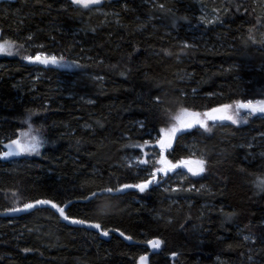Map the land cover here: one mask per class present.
<instances>
[{
    "label": "trees",
    "instance_id": "1",
    "mask_svg": "<svg viewBox=\"0 0 264 264\" xmlns=\"http://www.w3.org/2000/svg\"><path fill=\"white\" fill-rule=\"evenodd\" d=\"M5 40L17 47L0 55V151L29 116L45 143L39 155L0 159V214L49 199L138 245L115 234L102 240L42 206L0 218V264H138L155 238L164 243L149 264H264V191L254 183L264 176V117L178 133L168 158L195 153L207 161L202 177L178 170L184 175L169 174L144 193L85 199L146 178L129 163L140 150L126 145L156 135L178 106L204 112L264 99L259 0H101L90 9L70 0H0ZM36 52L71 67L22 59Z\"/></svg>",
    "mask_w": 264,
    "mask_h": 264
},
{
    "label": "snow or ice",
    "instance_id": "2",
    "mask_svg": "<svg viewBox=\"0 0 264 264\" xmlns=\"http://www.w3.org/2000/svg\"><path fill=\"white\" fill-rule=\"evenodd\" d=\"M72 5L78 6L82 9H90L93 6L101 4V0H70ZM161 9L164 5L159 6ZM211 23L212 21H207ZM32 39L31 36L28 37ZM249 40L256 43L255 40L249 36ZM17 46L9 40H5L3 44H0V52H5L7 55H13V48ZM19 47H23L20 45ZM41 48L43 45L40 46ZM184 48L189 47L188 44L183 45ZM18 54V53H17ZM165 55H171L172 53L164 50ZM22 59L29 63H40L44 65L53 64L62 67H71L70 64H61L63 57L59 59L55 55L46 54L44 52H36L31 55H24ZM156 103H159L157 98ZM241 110L246 111L247 115H255L257 113L264 114V99H247V100H235L231 103H224L216 107H211L204 112L192 111L188 107L180 105L173 112L168 114L167 122L164 126L157 130L154 144L150 145V140H144L142 143H135L126 145V147L137 148L140 150L141 156L135 159V164L142 166L143 171H147L148 175L146 178L139 180L136 183H123L119 186H106L100 189L99 192H93L91 196L86 197L88 204H93L95 198L98 195L107 194L110 197L123 194L128 189H136L141 193H144L152 185H159L164 177H168L170 173H177L178 169H186L187 173L192 176H200L206 171L207 161L203 158H196L195 153H191L188 157L176 159L173 162L172 159L168 158L173 150V143L177 140V134L189 131L193 128L203 129L205 132H211L209 122L216 121H230L231 124H238L240 122ZM247 123V120H244ZM23 123L27 126L26 129L19 130L14 138H9L2 144V151H0V159H8L9 157L21 156V155H39L40 149L44 146V139H42V129L34 128L31 123V116H29ZM151 134H149L150 136ZM151 146L153 150L159 149L158 153L155 154V158L149 156L148 153L144 152L145 147ZM184 175L183 172L177 173ZM255 186L264 191V176L256 177L254 179ZM203 187V185L201 186ZM185 191H192V188L182 189ZM176 191V189H173ZM199 191V189H196ZM42 206H50L51 209L55 210L60 218L64 221H68L72 224L87 225L90 228L96 229L99 235L107 237L110 231L103 228V221L97 219L90 221L88 219L73 218L67 214L69 205H62L53 202L49 199H37L32 202H25L22 207L11 208L8 210L9 213L17 212H30L32 210H38ZM104 214V213H103ZM114 231H119L115 229ZM120 236L126 240H132L131 236H125L123 232H119ZM245 241L250 240L249 236H244ZM254 242V241H253ZM147 245L154 251L159 249L164 243L161 239L155 238L146 241ZM29 251L28 249L24 250ZM174 257L177 253L172 254ZM148 254L140 255L138 257V264H148Z\"/></svg>",
    "mask_w": 264,
    "mask_h": 264
},
{
    "label": "rangeland",
    "instance_id": "3",
    "mask_svg": "<svg viewBox=\"0 0 264 264\" xmlns=\"http://www.w3.org/2000/svg\"><path fill=\"white\" fill-rule=\"evenodd\" d=\"M259 1H260V9H261V11L264 13V0H259ZM215 18H216L215 15H213V14H211V13H207V14L205 15V19H206V20H213V19H215ZM0 44H3V43L0 42ZM4 54H6V53H5V52H0V55H4ZM57 58L59 59L60 57H57ZM60 63H61V64H67L66 61H64V60L61 61ZM37 64L42 65V66H45V67H49V66H50V67H57V68H58V67H62V66L53 65V64H48V65H44V64H40V63H37ZM63 68H66V67H63ZM257 116L264 117V114L257 113V114H255V115H251V116H249V115H247L246 111L241 110L240 122L243 121V120H242L243 117H244V118H245V117L252 118V117H257ZM216 122H218V123H228V124H231L230 121H223V122H221V121H216ZM209 123H210V122H209ZM238 124H239V123H238ZM155 138H156V135L151 136V138L149 139V140H150V145H151V144H154V142H155ZM173 145H174V143H173ZM158 151H159L158 148H156L155 150H153V148H152L151 146L145 147V149H144V152L148 153L149 156L152 157L153 159L155 158V154L158 153ZM166 155H167V153H166ZM21 156H23V155H21ZM21 156H15V158H16V159H19ZM139 156H141V153H140L138 156L132 157V158L129 160L130 165H136V164H135V159H136L137 157H139ZM137 166H139V165H137ZM139 167H142V166H139ZM178 170H182V171H184V172L187 173V170H186V169H178ZM178 170H177V171H178ZM170 174H174V173H170ZM187 174H188L189 176L193 177V178H199V177H202V176L205 174V172H204L203 174H201L200 176H192L190 173H187Z\"/></svg>",
    "mask_w": 264,
    "mask_h": 264
},
{
    "label": "water",
    "instance_id": "4",
    "mask_svg": "<svg viewBox=\"0 0 264 264\" xmlns=\"http://www.w3.org/2000/svg\"><path fill=\"white\" fill-rule=\"evenodd\" d=\"M23 213H25V212H23V211H21V212H17V213H9V212H5V213H1V214H0V218L17 217V216H19V215H21V214H23ZM65 222H66V223H69L68 221H65ZM70 224H72V223H70ZM76 225H78V224H76ZM82 226H85V227H87L90 231L99 234L98 231H97L96 229L90 228V227H88L87 225H82ZM112 234H115L116 236L120 237L122 240H124V241L127 242L128 244H131V245H138V243L135 242L134 240H126L124 237L120 236V234H119L118 231H110V232H109V235H108L107 237H104V236H101V235H99V237H100V239L107 241V240L110 239V237H111ZM144 245H145V247H147L148 250H149V253H148L149 261H150V258H151L153 255L158 254V253L160 252V250H161V247H160L159 249H157V250L154 251L153 249H151V248L147 245V243H145ZM161 246H162V245H161ZM148 264H149V262H148Z\"/></svg>",
    "mask_w": 264,
    "mask_h": 264
}]
</instances>
